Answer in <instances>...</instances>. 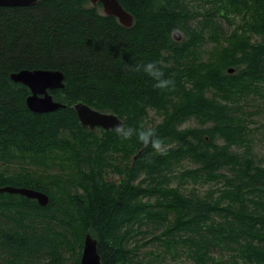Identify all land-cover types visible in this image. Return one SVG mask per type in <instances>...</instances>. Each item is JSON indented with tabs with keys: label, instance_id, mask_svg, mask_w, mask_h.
Wrapping results in <instances>:
<instances>
[{
	"label": "trees",
	"instance_id": "1",
	"mask_svg": "<svg viewBox=\"0 0 264 264\" xmlns=\"http://www.w3.org/2000/svg\"><path fill=\"white\" fill-rule=\"evenodd\" d=\"M119 1L134 16L131 27L90 0L0 5V163H18L24 172L0 167V188L28 187L50 197L43 206L0 192V264H81L87 233L98 240L103 264L143 263V243L133 240L150 233L149 241L171 252L187 245L195 264H264V166L249 148L243 117L247 98L263 92L264 0H198L238 13L241 22L229 21V34L215 27L221 12L202 15L201 28L190 25L199 17L190 0ZM173 29L184 36L177 40ZM208 36L217 38L208 51L211 61L200 55ZM153 60L175 80L174 90L156 89L146 74L129 70ZM23 69L63 71L65 87L50 93L65 106L30 110L29 87L11 79ZM78 102L137 127L148 125L153 109L164 115L158 135L174 144L159 154L135 136L123 140L100 128L103 138L81 124ZM189 118L201 126L180 129ZM107 140L140 150L133 180L117 185L107 178L101 148ZM185 157L197 165L188 176L222 187L201 197L169 186L168 171ZM142 177L153 185L145 187ZM152 197L164 202L147 203ZM148 224L155 225L152 231L143 229ZM216 248L229 257L215 258Z\"/></svg>",
	"mask_w": 264,
	"mask_h": 264
},
{
	"label": "rangeland",
	"instance_id": "2",
	"mask_svg": "<svg viewBox=\"0 0 264 264\" xmlns=\"http://www.w3.org/2000/svg\"><path fill=\"white\" fill-rule=\"evenodd\" d=\"M190 4V9L193 10L196 14L199 15L197 18H193V20L190 22V25L196 26L198 28H201L202 25V19L204 14H207V12H221L220 15L216 16L214 19L216 26L220 25L225 32V34H229L231 30L233 29V26H231L228 22L229 21H235L238 24L241 22V17H237V12L233 11L228 5V9L224 7H220V10L218 9V5H216L214 2H203L198 0H190L188 1ZM235 12V13H234ZM213 27V29L215 28ZM212 29V26L210 28ZM214 30H206V34L209 35ZM182 37L184 34H181ZM211 36H208L206 41L201 45L200 49V55L202 60L211 61L212 59L209 58L208 51L216 44L215 40L216 37H213V39H210ZM261 38L259 36H254L253 41H259ZM227 46V45H225ZM229 72L232 69H228ZM211 90V88H209ZM262 93L255 94L253 93L250 95L246 100V110L247 113L251 112L252 114L243 116L245 119L246 125L250 127L249 132V141L251 143V146L249 148L253 149V153L255 155V158L261 162L260 164L264 166V84ZM212 92V91H211ZM208 94H211L208 92ZM219 100H221V97L218 96ZM223 101V100H222ZM147 118V124L151 127L157 129V125L163 122L164 115L157 113L153 109H149V114ZM201 126L200 120L197 118H189L186 121H184L179 127L180 129H186L189 127H198ZM99 136H103L104 134L98 130H96ZM106 138V136H105ZM219 143H222V140L218 141ZM134 144V143H133ZM133 144L131 142L129 143H116V142H110V140H107L106 145H102L103 153L102 158L105 159L106 165L104 167V172L108 175L107 178L113 182H116L117 185H121L123 181L127 180H133V170H132V164L134 156L136 155L137 151H133ZM174 142H172L171 139L168 140L167 144H165V150L169 149L171 146H173ZM100 145V140L97 141V151ZM246 148V145L239 147L237 149L240 152H243ZM236 150V148H235ZM138 154V153H137ZM196 162H194L191 158L185 157L179 160H176L170 170L168 171V185L172 187H178L184 192L185 194H198L201 197H205L208 194L209 190L214 189L218 186L222 187L221 184L216 183L215 181L207 180L206 178H203L201 176L197 177H191L188 176V169L195 168ZM0 167L9 173H21L23 170L20 169L18 163L14 164H7V163H0ZM225 172H228L225 170ZM24 173V172H22ZM146 180L143 185L145 187H151L154 183V180L148 178V177H142L140 181ZM139 182H137L138 184ZM181 186V187H180ZM176 188V189H178ZM147 203H152L154 205H160L164 202V199H150L146 201ZM216 221H222V217L218 215L216 218ZM155 225L148 224L143 226V229H149L153 230ZM152 237V234H148L146 236L139 235L134 240L138 241L139 243H143L142 245V251L144 253L142 254V261L143 263L140 264H195V259L191 255L190 250L186 247L187 245H182L179 249L173 251V252L166 250L164 245L160 247L159 244L149 241V239ZM84 244V243H83ZM186 248V250H185ZM226 251V250H224ZM211 255H213L217 259L227 258L229 257L228 253H222V251L218 248L213 250L211 252Z\"/></svg>",
	"mask_w": 264,
	"mask_h": 264
},
{
	"label": "water",
	"instance_id": "3",
	"mask_svg": "<svg viewBox=\"0 0 264 264\" xmlns=\"http://www.w3.org/2000/svg\"><path fill=\"white\" fill-rule=\"evenodd\" d=\"M39 0H0L2 6H32ZM93 5L102 4L103 12L106 15H112L118 18L119 22L126 27L134 24V16L127 11L119 0H90ZM177 40L182 38L181 34L175 35ZM11 79L15 82L22 83L29 87L31 93L26 99L27 106L30 110L37 113L54 111L65 105L55 100L51 90L62 89L65 87V74L57 69H23L11 74ZM74 109L83 126L92 130L96 128L110 131L114 125L122 119L110 112L100 111L91 105L78 102ZM139 154V153H138ZM0 192L12 194H21L28 198L36 199L41 205L46 206L50 202V197L42 191L17 186H4ZM81 264H103L102 257L98 249V240L90 233L85 235Z\"/></svg>",
	"mask_w": 264,
	"mask_h": 264
},
{
	"label": "clouds",
	"instance_id": "4",
	"mask_svg": "<svg viewBox=\"0 0 264 264\" xmlns=\"http://www.w3.org/2000/svg\"><path fill=\"white\" fill-rule=\"evenodd\" d=\"M179 31V29H173L172 35L175 36L179 33ZM129 70L136 73L143 72L146 74L155 82L153 87L156 89L162 91L175 89V80L171 77H165L160 61H141L130 66ZM112 131L123 140H130L135 136L145 147L151 145L157 153L164 154V141L160 138L155 128L150 125H146L143 121H141L137 127L125 124L123 120H121L119 123L114 125Z\"/></svg>",
	"mask_w": 264,
	"mask_h": 264
},
{
	"label": "flooded vegetation",
	"instance_id": "5",
	"mask_svg": "<svg viewBox=\"0 0 264 264\" xmlns=\"http://www.w3.org/2000/svg\"><path fill=\"white\" fill-rule=\"evenodd\" d=\"M95 130H100V128H96ZM116 183V182H115ZM155 197H152L150 199H154ZM156 199V198H155ZM149 200V199H148Z\"/></svg>",
	"mask_w": 264,
	"mask_h": 264
}]
</instances>
